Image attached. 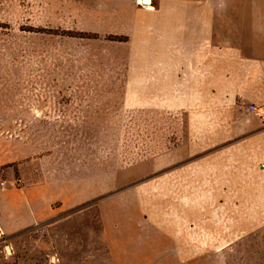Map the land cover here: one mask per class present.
<instances>
[{
    "label": "rangeland",
    "instance_id": "1",
    "mask_svg": "<svg viewBox=\"0 0 264 264\" xmlns=\"http://www.w3.org/2000/svg\"><path fill=\"white\" fill-rule=\"evenodd\" d=\"M213 1L236 29L264 34V0ZM147 6L141 0H0V181L15 188L47 181L58 194L55 214L23 228L14 219L0 227V264L149 263L114 259L102 237L99 204L116 198L131 206L140 201V220L152 212L160 224H186L183 237L199 243L196 258L168 264H264V217L250 213L261 225L233 228L243 213L217 218L209 195L185 201L163 195V173L192 171L195 159L225 149L207 146L211 124L219 126V144L229 132L223 116L205 113L206 101L202 109L199 100L168 109L162 99H147L146 78L139 77L146 69L133 67L144 61L135 49L147 42ZM237 165L241 171L244 165ZM130 191L138 197L131 199ZM189 200L204 209L192 213L196 232L169 211ZM158 255L152 264H161Z\"/></svg>",
    "mask_w": 264,
    "mask_h": 264
},
{
    "label": "crops",
    "instance_id": "2",
    "mask_svg": "<svg viewBox=\"0 0 264 264\" xmlns=\"http://www.w3.org/2000/svg\"><path fill=\"white\" fill-rule=\"evenodd\" d=\"M155 3L147 4V42L135 49L144 61L133 65L146 69V76L139 77L146 78L147 99H162L168 109L178 107V103L180 109L187 106L182 104L185 100L201 101L202 109V101H206L210 107L205 113L223 116L229 132L227 142L219 144V126L211 124L207 146L225 149L195 159L194 172L184 169L163 173V195L179 197L180 201L187 196L209 195L210 211L217 218L225 216L221 212H239L243 213L242 224H233V228L257 227L261 219L250 221V213H255L253 218L264 217V119L251 106L264 110V34L250 28L236 29L215 8L213 0ZM220 158L226 166L220 165ZM240 163L244 165L241 171L237 167ZM220 178L227 183H218ZM188 179L195 180V186ZM202 180L208 182L207 187H201ZM53 187L47 181L18 188L0 186V227L11 226L14 219L13 226L23 228L55 214L53 202L58 194ZM130 192L131 199L138 197L136 192ZM111 202L102 201L99 210L102 237L114 259L150 258L146 264H152L151 259L162 254L158 259L161 264H168L196 258L194 248L199 243L190 237L192 243H188L183 237L185 223L176 225L169 219L167 224H160L152 212L147 213L146 220H140V201L136 206L117 198ZM190 202L169 211H174L179 222L193 225L196 232L199 227L194 224L192 213L204 209L191 207ZM167 214L171 218V212H164L163 217Z\"/></svg>",
    "mask_w": 264,
    "mask_h": 264
},
{
    "label": "built area",
    "instance_id": "3",
    "mask_svg": "<svg viewBox=\"0 0 264 264\" xmlns=\"http://www.w3.org/2000/svg\"><path fill=\"white\" fill-rule=\"evenodd\" d=\"M251 109H253L257 114L259 115L260 118L264 119V110L260 109L259 107L256 106H251ZM6 182L4 180L0 181V186H5ZM10 186H14L15 183L13 181H10L7 183Z\"/></svg>",
    "mask_w": 264,
    "mask_h": 264
},
{
    "label": "water",
    "instance_id": "4",
    "mask_svg": "<svg viewBox=\"0 0 264 264\" xmlns=\"http://www.w3.org/2000/svg\"><path fill=\"white\" fill-rule=\"evenodd\" d=\"M143 1H145V2H147V3H150V2H152L151 0H143Z\"/></svg>",
    "mask_w": 264,
    "mask_h": 264
},
{
    "label": "bare ground",
    "instance_id": "5",
    "mask_svg": "<svg viewBox=\"0 0 264 264\" xmlns=\"http://www.w3.org/2000/svg\"><path fill=\"white\" fill-rule=\"evenodd\" d=\"M141 1H143V0H141ZM143 3L149 4V3L145 2V1H143ZM150 3H151V2H150Z\"/></svg>",
    "mask_w": 264,
    "mask_h": 264
}]
</instances>
